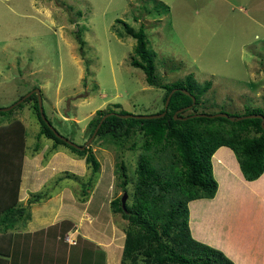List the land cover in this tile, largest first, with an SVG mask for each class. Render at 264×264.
Instances as JSON below:
<instances>
[{
    "label": "rangeland",
    "instance_id": "1",
    "mask_svg": "<svg viewBox=\"0 0 264 264\" xmlns=\"http://www.w3.org/2000/svg\"><path fill=\"white\" fill-rule=\"evenodd\" d=\"M157 4L166 6L167 12L159 8L161 15H155L153 7ZM118 21L134 31L143 26L148 48L154 53L155 74L163 84L188 75L201 87L210 84L200 96L196 114L243 117L248 116L246 110L263 107L264 0H0V109L39 89L51 126L78 146L90 138L88 123L97 112L144 116L162 110L164 90L148 86L142 71L130 66L135 42L125 36ZM78 31L84 42L82 52L75 37ZM33 101L23 102L10 118L22 123L26 131L24 156L40 168V161L43 166L57 150L63 152L59 154L62 157L71 154L64 147L51 151L50 141L37 140L40 124ZM7 121L0 118V124ZM36 144L41 147L38 152ZM120 145L90 143L102 175L92 177L93 185L84 187L86 194L93 192L100 178L98 188H104L107 200L121 197L115 178V164L120 160L126 165L130 194L139 150L130 152ZM59 156L52 161L49 173L53 177L42 190L54 193L63 189L75 193L77 202L85 200L82 182L91 176L90 169L85 165L73 171ZM61 171L73 173L75 179L65 178ZM228 183L223 179L222 195L233 196L234 184L229 187ZM94 196L100 198V194ZM223 214L215 206L209 209L206 223H217L214 232L226 227L220 225ZM23 224H16L14 229ZM126 224L114 215L120 235L110 248L118 256L117 264ZM257 234V241L264 239L261 228Z\"/></svg>",
    "mask_w": 264,
    "mask_h": 264
},
{
    "label": "trees",
    "instance_id": "2",
    "mask_svg": "<svg viewBox=\"0 0 264 264\" xmlns=\"http://www.w3.org/2000/svg\"><path fill=\"white\" fill-rule=\"evenodd\" d=\"M159 8L162 12L168 10L166 6L157 4L153 7L155 15H161ZM147 14L153 15V12L147 11ZM120 23L125 29V36L135 42L130 66L142 71L148 86L164 90L163 109L156 114L165 112L163 117L149 120L110 115L103 120L94 138V143L102 141L111 145L121 144L123 150L130 152L139 150L130 194L125 162L120 160L115 164V178L119 180L121 192L126 194L123 208L122 196L109 203L111 212L127 222L120 264H235L226 251L215 245L225 241L224 246L228 242L224 240V236L228 240L233 233L238 238L233 239V242L235 245L238 243L236 247L242 252V257L246 258L252 247V251H256V246H251L249 242L247 219L241 215L236 219L231 217L227 219L225 230L221 234L211 236V240L205 238L201 241L192 235L189 204L215 197L219 184L213 177L212 157L219 148L231 151L245 183L256 182L264 175V130L261 120L190 118L198 113L196 107L200 96L210 84L206 83L201 87L195 83L192 75L163 84L155 74L154 53L148 48L143 26L140 25L134 31L126 23ZM75 37L78 49L82 52L84 42L80 31ZM173 90L167 108L164 109L166 98ZM182 91H187L194 97V105L191 97ZM32 99L40 124L37 140L50 141L51 151L64 147L71 155L83 159L90 169L91 176L87 182H82V194L85 195L84 187L93 185L92 177L96 178L100 169L90 145L80 151L55 137L39 115L35 94L23 102L27 103ZM22 103L10 111H0L1 119L8 118L5 124H0V264L6 263L5 258L11 249L12 235L9 231L14 230L16 224L30 218L31 205L43 202L50 196L47 190H42L30 194L25 204L19 201L26 131L22 123L10 116L21 108ZM183 109L185 110L176 114ZM190 110L192 113H187ZM246 111L245 115L264 117V100L262 108ZM108 113L129 115L123 111L97 112V117L88 123L89 136L101 118ZM48 123L51 126L49 121ZM36 145L35 152H38L40 148ZM64 174L65 178L72 177ZM72 178L75 179V176ZM257 197L262 200V192ZM229 242L233 244L232 240Z\"/></svg>",
    "mask_w": 264,
    "mask_h": 264
},
{
    "label": "crops",
    "instance_id": "3",
    "mask_svg": "<svg viewBox=\"0 0 264 264\" xmlns=\"http://www.w3.org/2000/svg\"><path fill=\"white\" fill-rule=\"evenodd\" d=\"M60 153L63 154L59 150L54 152L47 162H43V166L40 161V168L34 167L31 159L24 156L19 198L22 196L26 198L20 199V202L25 204L28 194L36 193L45 187L47 180L49 181L53 177V174L49 173V169L53 166L52 161L57 159ZM67 155L59 156L60 161H65L66 167L73 171L85 167L83 160ZM212 163L214 178L219 184V190L217 196L212 200H196L189 204L192 207L190 209L192 235L198 240L204 241L205 238L211 240V236L221 234L220 229L215 232L212 229L217 223L213 226L206 223L209 209L213 206L221 209L224 213L220 225L221 223L226 224L227 219L231 217L236 219L240 215L244 216L248 223L250 245L256 246V251H252L254 250L252 247L251 253L248 252L246 258L242 257V252L236 247L238 243L235 241V245L233 242V239L236 238L233 233L229 235L228 240L224 236V240L228 241L227 245L222 246L224 241L215 246L226 251L235 264H264V239L260 241L255 239L260 228L264 231V175L256 182L245 183L241 179L233 154L224 147L215 152ZM61 172L68 173L67 171ZM45 174L49 176L43 178ZM72 174L70 173V175ZM101 175L100 171L99 176ZM223 179L229 182V187L232 184L235 185L236 182V186L233 185L234 189L231 191L233 196H230L231 194L222 195ZM99 181L100 178L97 180L93 192L90 195H84L85 200L81 202H77L75 193L62 189L50 193L47 200L31 205L30 218L24 222L25 224L9 231L12 235V244L9 255L5 258V264H117L118 256H114L113 249L110 247L116 239L115 237L120 235V230L118 226H114V214L109 207L111 199L107 200V192L104 193L102 186L100 191ZM228 191L229 189H227ZM255 192L257 195H261L262 192V200L257 197ZM67 194L68 196H66ZM96 194H100L99 199H95L94 195ZM225 197H227L226 201ZM66 237L71 238L74 244H68L65 241ZM121 237L124 241L123 233ZM230 240L233 244L229 242ZM122 247L123 244L121 249H118L119 254L122 252ZM257 248L260 249L257 250Z\"/></svg>",
    "mask_w": 264,
    "mask_h": 264
},
{
    "label": "water",
    "instance_id": "4",
    "mask_svg": "<svg viewBox=\"0 0 264 264\" xmlns=\"http://www.w3.org/2000/svg\"><path fill=\"white\" fill-rule=\"evenodd\" d=\"M174 92L171 91V93L168 95V97L166 98V101H165V104H164V109L167 108V105H168V102H169V99L172 95V93ZM184 94L186 95H189L191 97V100H192V105H194V102H195V99L193 96H191L187 91H182ZM32 94H35L36 98H37V106H38V112H39V115L41 117V119L46 123V125L49 127V129L53 132V134L55 135V137H57L58 139L62 140L64 143L68 144L69 146L77 149V150H80V151H83L84 149H86L90 143L94 140L95 138V135L101 125V123L103 122V120L110 116V115H116L120 118H135V119H145V120H149V119H158V118H161L164 116L165 112L161 113V114H154V115H144V116H134V115H119V114H116V113H108L106 115H104L101 120L99 121L98 125L96 126L94 132L92 133V135L90 136V138L82 145V146H78L70 141H68L66 138L62 137L58 132H56V130L50 126V124L48 123V121L46 120L45 118V115L43 113V107H42V98H41V95H40V90L39 89H34L33 91H30L29 93H27L26 95H24L22 97V99L16 103H14L11 107L9 108H5V109H0V111L2 112H7V111H10L13 107L19 105L20 103H22L24 100H26L28 97H30ZM190 108V107H188ZM185 109L183 110H180L178 111L176 114H178L179 112H182L184 111ZM195 117H207V118H225V119H228L230 121H238V120H242V119H252V118H257V119H260L261 120V127L262 129L264 130V117H262L261 115H249V116H243V117H230L229 115H226V114H222V113H219V114H216V115H202V114H196V115H192L190 116V118H195ZM174 119H176V115L174 116ZM181 119V118H180ZM183 119H186V118H183ZM125 199H126V194L124 193L121 197V205H122V208L124 207V203H125Z\"/></svg>",
    "mask_w": 264,
    "mask_h": 264
},
{
    "label": "built area",
    "instance_id": "5",
    "mask_svg": "<svg viewBox=\"0 0 264 264\" xmlns=\"http://www.w3.org/2000/svg\"><path fill=\"white\" fill-rule=\"evenodd\" d=\"M65 241L68 242V244H74V241H72V239L69 237L68 238L66 237Z\"/></svg>",
    "mask_w": 264,
    "mask_h": 264
}]
</instances>
